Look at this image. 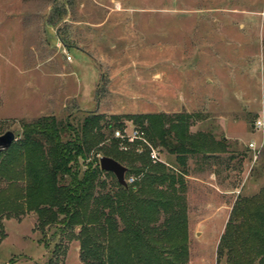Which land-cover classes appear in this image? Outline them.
Here are the masks:
<instances>
[{"label": "rangeland", "instance_id": "rangeland-1", "mask_svg": "<svg viewBox=\"0 0 264 264\" xmlns=\"http://www.w3.org/2000/svg\"><path fill=\"white\" fill-rule=\"evenodd\" d=\"M263 40L264 0H0V135L11 130L16 144L0 159L17 172L12 182L0 175V264H47L54 249L57 264H86L78 225L40 227L26 200V157L37 154L20 144L25 125L42 118L68 124L62 139L73 141L84 119L102 116L92 130L102 137L99 153L77 157L78 176L106 151L130 168V181L142 176L134 174L140 159L182 178L173 192L164 185L163 194L175 198L183 219V264H217L238 198L261 195L250 208L242 205L232 224H254L255 208L264 224ZM136 114L185 119L197 153L185 154L184 172L175 153L148 140L114 146L115 130L134 129L128 116ZM258 119L262 128L254 126ZM116 120L121 129L114 128ZM153 149L158 159L150 158ZM99 179L103 191L117 187L111 172ZM165 214L160 211L159 222Z\"/></svg>", "mask_w": 264, "mask_h": 264}, {"label": "trees", "instance_id": "trees-1", "mask_svg": "<svg viewBox=\"0 0 264 264\" xmlns=\"http://www.w3.org/2000/svg\"><path fill=\"white\" fill-rule=\"evenodd\" d=\"M128 117L133 118L135 128L145 131L152 146L159 145L168 153H175L180 161L178 169L181 172L186 170L185 154L197 152L189 140L182 116L166 119L155 114H136ZM101 120L99 114L89 115L79 130L73 131V141H63L68 124L63 125L54 118H42L34 124L25 125V137L20 146L27 153L34 151L37 154L34 158L26 157V173L31 182L26 184L25 196L28 206L39 214V226H53L65 231L78 225L80 258L86 264H183L188 258L183 219L173 207L175 198L163 194L164 185L165 189L173 192L175 184L182 183L181 177L166 173L161 168L146 167L147 160L140 159L141 164L134 171L136 176L142 174L140 178L133 177L130 181L131 170L126 166L127 184L120 185L117 181L116 188L109 187L103 191L105 182L99 176L106 171L101 170L96 155L78 176L77 157L86 159L93 149L96 154L99 153L95 147L102 137L92 130L101 127ZM114 123L115 129L123 126L117 120ZM111 141L114 146L127 142L114 136ZM136 142L126 144L135 146ZM15 145L13 141L6 150L0 151V155L9 153ZM46 151L50 154L49 162ZM143 153L149 157L148 148H144ZM105 155L119 162L106 151L102 156ZM10 162L8 160L5 164L0 159V175L12 182L16 180L17 172L11 169L14 165L13 162L9 165ZM18 190L14 192L16 198ZM260 196L235 201L217 247V264H264V224L257 222L258 209L250 213L256 219L254 224L244 226L239 221L234 225L231 221L241 217L245 210L242 205L246 203L247 207H251ZM160 211L166 216L159 222ZM48 228L45 235L50 237ZM232 233L237 234V241L231 242ZM247 250L253 252L252 256L247 254ZM47 261V264H57L55 249Z\"/></svg>", "mask_w": 264, "mask_h": 264}, {"label": "water", "instance_id": "water-1", "mask_svg": "<svg viewBox=\"0 0 264 264\" xmlns=\"http://www.w3.org/2000/svg\"><path fill=\"white\" fill-rule=\"evenodd\" d=\"M15 140V134L11 130L5 131L0 135V151L6 150L9 145ZM101 170L110 171L113 173L115 179H117L120 185H126V179L124 174L127 171V167L110 156H100L98 159Z\"/></svg>", "mask_w": 264, "mask_h": 264}, {"label": "built area", "instance_id": "built-area-1", "mask_svg": "<svg viewBox=\"0 0 264 264\" xmlns=\"http://www.w3.org/2000/svg\"><path fill=\"white\" fill-rule=\"evenodd\" d=\"M68 59H70V57H68ZM254 126L257 128H262L263 127L262 119L256 120ZM114 137L120 140H126L127 142L141 141L143 143L149 144L146 138L145 131L140 128H134L129 131L115 130ZM249 145L251 147H254L255 143L249 142ZM150 158L152 160L158 159L157 152L154 149L150 151Z\"/></svg>", "mask_w": 264, "mask_h": 264}]
</instances>
